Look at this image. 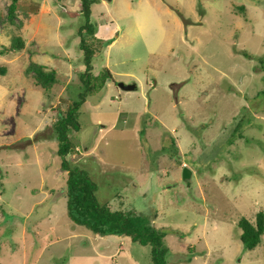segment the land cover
Segmentation results:
<instances>
[{
	"label": "rangeland",
	"instance_id": "obj_1",
	"mask_svg": "<svg viewBox=\"0 0 264 264\" xmlns=\"http://www.w3.org/2000/svg\"><path fill=\"white\" fill-rule=\"evenodd\" d=\"M10 1L0 48L25 45L0 54V264H151L149 245L67 212L53 124L83 90L78 0H18L13 23ZM90 22L93 73L112 79L80 106L70 165L100 203L165 232L167 264H264V234L247 250L237 225L264 214V0H97ZM31 62L56 71L51 88Z\"/></svg>",
	"mask_w": 264,
	"mask_h": 264
},
{
	"label": "trees",
	"instance_id": "obj_2",
	"mask_svg": "<svg viewBox=\"0 0 264 264\" xmlns=\"http://www.w3.org/2000/svg\"><path fill=\"white\" fill-rule=\"evenodd\" d=\"M17 1L11 0L7 6V18L13 23L17 10ZM97 0H78L79 12L84 18V23L78 28L77 34L80 36L79 49L83 52L82 62L83 71L79 74V80L83 90L78 93V99L64 111H59L57 119L53 124L55 138L57 139L56 153L60 157V167L67 172L65 179V194L67 197V212L71 220L78 225L84 226L97 235H128L133 241H138L142 245H149L151 264H167L168 247L164 243L165 232L144 224V222L131 213L121 210H113L107 204L98 201L94 181L89 175L72 167L66 158L70 151L75 150V146L70 138L71 131H77L80 128L78 121L79 109L86 100L88 93L95 91L96 88H102L104 84L112 79V75L107 68H104L98 74L93 73L92 58L95 55V48L91 43L84 39V33L94 34V26L90 22L91 5ZM61 4L62 11L65 10ZM244 10L243 6H240ZM25 42L15 36L8 46L0 48V54L14 53L24 48ZM245 56H248L244 53ZM264 62V58L261 59ZM33 73V78L37 85L44 89H49L56 82V71L48 69L43 64L31 62L26 68V73ZM243 116L237 121L234 128L232 140L242 135ZM247 122V121H246ZM231 140V141H232ZM232 141V142H233ZM175 142L171 141V156L177 153ZM237 225L240 229L239 240L247 250L254 249L260 242L264 234V214L259 210L250 220L244 216L240 217Z\"/></svg>",
	"mask_w": 264,
	"mask_h": 264
},
{
	"label": "water",
	"instance_id": "obj_3",
	"mask_svg": "<svg viewBox=\"0 0 264 264\" xmlns=\"http://www.w3.org/2000/svg\"><path fill=\"white\" fill-rule=\"evenodd\" d=\"M119 88L124 89V90H131L135 88V84L134 83H130V84H124V83H119L118 84ZM188 171L187 169H184V178H186L188 176Z\"/></svg>",
	"mask_w": 264,
	"mask_h": 264
}]
</instances>
